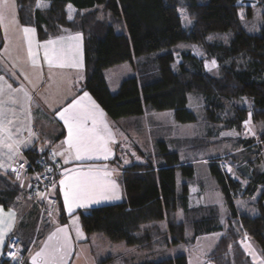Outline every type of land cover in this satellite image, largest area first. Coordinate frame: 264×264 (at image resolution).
<instances>
[{
    "label": "trees",
    "instance_id": "trees-1",
    "mask_svg": "<svg viewBox=\"0 0 264 264\" xmlns=\"http://www.w3.org/2000/svg\"><path fill=\"white\" fill-rule=\"evenodd\" d=\"M257 2L16 0L19 24L33 27L39 41L56 38L67 30L80 32L85 74L81 91L93 97L112 121L143 116L148 111H170L176 123H195L197 118L188 106L190 96L199 99L207 121L221 130L240 132L251 113V121L260 126L257 139H241V155H226L209 166L227 207L228 223L233 225L227 227L210 254L215 264H228L226 256L230 254L237 257V264H254L240 245L244 234L256 243L264 259V12L257 35L247 34L241 28L239 17L240 10L250 16ZM37 3L48 7H37ZM68 8L80 13L79 18L67 19ZM181 8L192 21L189 29H184L181 24ZM225 32L232 33L227 44L207 39L210 34ZM178 42L202 45L208 59L216 62L218 74L212 75L192 55L185 56L189 60L179 64L178 72L172 69L174 55L171 52L146 63L135 62L137 58L156 51L169 50ZM3 46L0 28V50ZM123 63H129L137 75L121 82L113 94L103 71ZM148 66L153 72L148 71ZM57 131L54 141L62 139L65 134L60 124ZM204 146L196 142L193 147ZM156 148L159 152L157 165L147 159L146 163L133 162L128 167H120L117 155L110 161L122 170L120 182L125 200L78 211L76 214L86 233L143 250L152 247L156 240V225L170 214L180 213L184 217L167 223L166 243L169 241L172 245L186 242L187 229L193 239L221 229L214 207L190 208L188 184L177 181L181 164L178 153L170 152L165 141L158 142ZM44 151L49 149L41 152ZM41 152L28 150L25 153L36 165ZM26 196L9 176L0 174V208L18 211L22 200H28ZM244 197L254 198L250 203L256 208L254 212L247 210L243 213L244 206L240 210L236 207ZM29 207L30 211L18 214L19 240L21 245H28L22 246L24 251L40 231L38 212L32 203ZM61 216L66 222L67 218ZM0 264L11 263L0 260ZM141 264L188 262L185 256H178L160 261L145 260Z\"/></svg>",
    "mask_w": 264,
    "mask_h": 264
},
{
    "label": "rangeland",
    "instance_id": "rangeland-1",
    "mask_svg": "<svg viewBox=\"0 0 264 264\" xmlns=\"http://www.w3.org/2000/svg\"><path fill=\"white\" fill-rule=\"evenodd\" d=\"M12 2L15 5L13 10L14 18H6L3 24L0 25L3 42L5 38V48L0 50V67L2 70H8L10 66L14 68L15 72L20 73L24 65L20 60L17 61V63H15V61L16 59L18 60V58H22L24 54L19 40L15 38L19 37L18 30H15L17 29V23L19 22L17 16L16 0H12ZM2 3L3 0H0V4ZM257 3L258 5L252 8L250 16L247 17L243 10H240L239 12L241 28L249 35L259 34L262 26L264 0H258ZM65 14L67 19H69V16L71 15V19L69 20L78 19L80 16V13L78 14L69 8L66 9ZM179 16L183 28L189 29L192 26V21L188 17L185 9H179ZM185 16L187 17L188 21H191V23L184 21L183 18ZM74 34L81 35L80 32L74 33L67 30V32H64V34L60 36L64 35L66 37L68 35L70 36ZM231 37V32H225L210 34L207 39L210 42L227 44ZM166 52H171L174 55V62L172 64V69L174 72H178L179 64L189 60L188 57L185 56L192 55L198 61H200L205 69L212 75L218 74V66L216 62L215 67H213L212 62L214 60L208 59L204 47L196 43L178 42L169 50L156 51L150 55L137 58L135 62L146 63L150 60L156 59L157 56ZM9 63L12 64L9 65ZM147 69L149 72H153L152 67L148 66ZM103 75L110 92L116 93L121 82L135 77L137 73L129 63H123L112 68L105 69L103 71ZM84 79L85 74L81 84L83 83ZM36 82V79H34L33 83L36 84ZM38 102L40 103L39 98L34 101V104L36 105ZM188 106L197 118L195 123H176L170 111H148L143 116L128 118L131 120H129L130 125L127 128L119 129L117 126H115V133L117 136H119L117 137V143L119 144L117 148V157L120 160V167H128L129 165H132L133 162L146 163L147 159H149L150 163L153 165H157L158 161L156 158H158L159 152L156 148V145L158 142L165 141L170 152L178 153L181 164L177 172V181L179 184H181L183 181H186L188 184L190 208L196 209L199 207H214L217 212L221 229L196 237L195 239H193L191 231L187 229L185 230L186 242L172 245L169 243V241L166 243L165 232L167 231V223L171 221H179L183 216H181L182 214L180 213L170 214L165 220L159 222L156 227L154 226L156 240L149 249L142 250L138 249L137 247L127 246L124 242H120L122 247H117L116 249L123 252L124 257L128 259V261H126L128 262L127 264H141L145 260L160 261L164 259H172L178 256H185L188 264H215V262H212V257H210V254L215 249L223 234H225L227 227L233 226L232 223H228L229 220L227 207L219 189L217 188L216 181L210 172L209 166L211 162L224 158L226 155L232 153L233 155H241V150H243L241 147V139H257V133L260 126L259 124L253 123L251 121L247 126L244 125L240 132L236 130H221L219 127L207 121L201 108L200 101L197 97H188ZM51 129L52 127H50V130ZM249 129H251V131ZM58 132L59 131L57 130L55 131V136L58 134ZM39 142L40 140H38L36 144H39L37 146L38 148H41L42 144ZM196 142L202 143L206 146L202 148L193 147ZM47 144L48 143L46 142L43 143V145ZM25 152L26 151H24L20 146L19 154L17 155L18 159L11 165V167L14 165L18 166V162H22L24 164H27L28 161L30 162ZM225 162L228 163L227 161ZM120 167H117V173H120L119 171L122 172ZM18 172L20 174L19 180L16 178V174L10 170L7 174L3 175L9 176V179L27 195L26 199H28V202L26 200H22V207L18 208L19 212L14 208L12 209L16 213L17 220L13 229L14 233L7 237L8 239L11 236H15L20 242L19 239H21V237L20 233H18L20 218L18 214L30 211L31 208L29 205L31 203L35 206V209L38 212L37 224L39 229H41L43 224H45L47 220L51 219L54 214L45 216L42 215L41 209L43 208V205L40 203V195H33V193L29 192L30 186L28 181H31L29 178L30 175H25V167L18 170ZM58 182L59 181H57L55 192L57 191ZM241 200L242 201L236 203V207L240 210L242 209L241 207L244 206L243 213H245L247 210L252 211L256 209L250 204L253 202L254 198L249 199L244 197ZM186 224L187 223H185V225ZM185 228H188V226ZM32 245L33 242L23 254L25 257L23 264L26 262L28 253L33 247ZM240 245L254 264H264V259L260 255L256 243L253 242L246 234H244L243 238L240 240ZM19 247L22 248V245L20 244ZM96 247L97 250L101 252L106 250V246H103L100 243H98ZM124 247H128V251H126ZM226 257L228 258V264L239 263L237 257H235L234 254H230V256L227 255ZM215 261L217 262V259ZM112 264L125 263L117 260Z\"/></svg>",
    "mask_w": 264,
    "mask_h": 264
},
{
    "label": "crops",
    "instance_id": "crops-1",
    "mask_svg": "<svg viewBox=\"0 0 264 264\" xmlns=\"http://www.w3.org/2000/svg\"><path fill=\"white\" fill-rule=\"evenodd\" d=\"M27 26H22L17 23L18 36L15 37L19 40L23 48L22 58L16 59L22 61L24 67L21 72H15L13 67L9 66V69L2 70L0 67V109L4 110V115L13 120L15 123L13 128H20V133L14 137L17 140H27L29 138V131L35 133L31 137V143L25 147L23 144L20 145L24 151L37 150L41 152L45 149L53 154V152H63L66 145H62V142L67 138V129L64 126L63 121L59 120L56 114L68 107L74 100H81L83 105L91 107L92 104L97 106L98 112H102L103 116L99 117L104 123H106L112 132L114 142H109V158L105 159H88V160H75L74 157H69L68 162L65 163L64 155H55L56 160L60 165L61 178L64 179L66 184H72L74 180L83 177L88 174L90 169H102L110 173L105 179L114 183L117 186V192L119 199L93 201L86 204L84 207H74L73 211L69 213L64 204V193L61 190L60 180L58 182L56 195L59 199V206L56 209L53 217L45 222L41 227L36 239L33 241V247L28 253L25 264H32V257L36 256L37 252L44 250L45 253L51 250V247L57 243V240H62L66 235L69 238V243L66 249L59 254L55 264H60V257H62L63 264H112L114 261H121L127 264L128 259L124 257L123 252L117 250V247H122L121 243H112L104 237H100L96 234L86 233L81 225L80 219L77 216L78 211H86L96 207L119 204L125 200L124 192L120 182L122 172L117 173L116 165L110 163L112 159L117 155V136L116 127L119 129L127 128L130 125L131 119H121L112 121L109 119L100 105L91 97L87 92H82L80 86L81 81L84 78V55H83V40L80 36L79 40L71 39L78 34L60 36L52 38L46 41H38L36 31L33 27H27L32 31L26 36L23 29ZM53 41L54 43H49ZM29 47H31L32 56H29ZM5 48V38L4 46ZM53 49L57 51L63 49L64 54L59 57L60 60L64 61L65 67H49L45 61L44 53L45 50L49 52V56L52 57ZM35 58L36 65L33 66L32 59ZM13 63V62H12ZM12 63H9L12 64ZM117 68V67H115ZM9 78V79H8ZM36 79V84L33 80ZM13 81V82H12ZM9 85L11 87H9ZM23 88V92L18 91ZM25 93L31 100L26 99ZM87 93L88 97L85 98L84 94ZM115 93V92H111ZM39 98L40 103L36 105L34 101ZM15 100L16 103L12 101ZM34 104V105H33ZM29 113L31 114V122L29 123ZM58 124L62 125L64 129V137L58 141H54L55 131L57 130ZM91 126V122L87 125ZM50 127L52 129L50 130ZM44 129V130H43ZM49 130V131H48ZM42 144L41 148H38L36 144ZM48 143L43 145V143ZM43 149V150H42ZM0 152H7V149L0 148ZM18 156H14L11 160L5 155H0V161H3L5 165H12ZM0 174L3 175L4 171L0 170ZM102 175V173H101ZM110 194V193H109ZM14 212L15 217L12 221V229L5 236L7 237L14 233V227L16 224L17 216L15 211L12 209L0 208V219L4 220V224H0V228H6L9 221V213ZM67 218V221H62V216ZM18 224V223H17ZM57 228H64V233H57V237L49 241V236L56 232ZM100 243L106 246V250L102 252L97 250V245ZM5 245V244H4ZM4 245L0 246V255L4 249ZM22 246L27 247L25 243ZM128 251V247H124ZM44 257H37L36 264H42Z\"/></svg>",
    "mask_w": 264,
    "mask_h": 264
},
{
    "label": "snow or ice",
    "instance_id": "snow-or-ice-1",
    "mask_svg": "<svg viewBox=\"0 0 264 264\" xmlns=\"http://www.w3.org/2000/svg\"><path fill=\"white\" fill-rule=\"evenodd\" d=\"M14 7L15 5L12 0H3V3L0 4V25L3 24L6 18H14ZM37 7L46 8L48 5L37 3ZM69 19H71V15L69 16ZM183 19L187 23H191V21L187 20L186 16ZM23 31L27 36L32 30L25 27ZM71 39L79 40L80 36L78 34L75 37H71ZM49 43L54 42L49 41ZM63 54V49L59 51L53 49L52 57H50L49 52L45 50L44 58L49 67L71 66L66 65L64 61L59 59V57ZM29 56H32L31 47H29ZM32 64L33 66L36 65L35 58L32 59ZM212 66L215 67V61L212 62ZM9 87L11 86L9 85ZM18 91L23 92L24 90L21 88ZM0 92H2V89H0ZM25 97L26 99L31 100V97H29L27 93H25ZM84 97L87 98L88 94L85 93ZM12 102L16 103L15 100ZM56 114L58 115L59 120L63 121L68 135L62 142V145L58 146L62 147L63 145H66L67 147L64 148L63 152L54 151L53 156L57 154L63 156L64 153H67L68 156L65 157V163L68 162L69 157H74L75 160H107L109 158L108 144L110 141L114 142L112 132L108 125L99 119V117L103 116V113L98 112L95 104H92L91 107H89L87 105H83L82 99L74 100L72 104ZM30 122L31 114L29 113V123ZM89 122H91L90 127L87 126ZM250 122L251 113H249V120L245 122V125L247 126ZM14 123L15 122L13 120L8 119L4 115V110L0 109V148L7 149V152H0V155H5L10 160L19 154L20 145L23 144L27 147L28 144L32 142L31 137L35 135L31 128H29V138L27 140L14 139V137L21 131L18 127L13 128ZM249 130L251 131V129ZM23 166L24 165H20V167ZM0 170H3L4 174H7L10 170L16 174V178L18 180L20 179V174L17 169L11 167V165H5L3 161H0ZM109 175V172L102 169H90L88 174L74 180L72 184H66L64 179L60 180L61 190L64 193V204L67 211L71 213L74 207H84L86 204L98 201L99 199H119V195L116 190L117 186L105 179ZM252 211L254 212L255 210ZM14 217V212L9 213L10 222L7 224L6 228H0V246H3L6 243L5 236L12 229V221H14ZM0 224H4L3 219H0ZM64 232V228H57L56 232L49 236V241L56 238L57 233ZM68 243L69 238L65 235L62 240H57V243L51 247L49 252L45 253L44 250L37 252L36 256L32 257V264H36L37 257H44L42 264H55L57 257L66 249ZM13 258H15L14 255ZM60 264H63L62 257H60Z\"/></svg>",
    "mask_w": 264,
    "mask_h": 264
},
{
    "label": "built area",
    "instance_id": "built-area-1",
    "mask_svg": "<svg viewBox=\"0 0 264 264\" xmlns=\"http://www.w3.org/2000/svg\"><path fill=\"white\" fill-rule=\"evenodd\" d=\"M41 153L42 156L40 155L35 162L37 166L31 161H28L27 164L18 162V166L14 165L13 168L15 167L20 170L25 167V175H30L29 178L31 179V181H28L30 186L29 192L33 193V195L39 193V198L41 199L40 203L43 205V208L41 209L42 215L45 216L54 214L59 206L58 198L55 195V189L57 181L61 178V171L57 160L50 151H44ZM20 165L24 166L20 167ZM20 244L21 243L15 236L8 238L0 260L7 261L11 264H23L25 260L23 254L25 251L19 247ZM13 255L15 258H13Z\"/></svg>",
    "mask_w": 264,
    "mask_h": 264
}]
</instances>
